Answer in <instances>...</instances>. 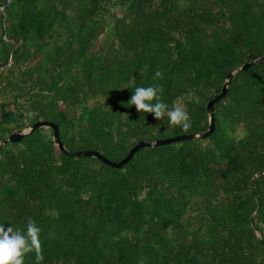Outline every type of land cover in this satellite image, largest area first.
<instances>
[{
	"label": "trees",
	"instance_id": "1",
	"mask_svg": "<svg viewBox=\"0 0 264 264\" xmlns=\"http://www.w3.org/2000/svg\"><path fill=\"white\" fill-rule=\"evenodd\" d=\"M263 55L264 0H0V141L50 121L68 150L118 161L208 129L226 76ZM141 86L162 88L191 129L128 105ZM214 115L207 137L142 147L118 168L64 153L47 126L4 144L0 224L34 221L41 264H262L264 61Z\"/></svg>",
	"mask_w": 264,
	"mask_h": 264
},
{
	"label": "clouds",
	"instance_id": "2",
	"mask_svg": "<svg viewBox=\"0 0 264 264\" xmlns=\"http://www.w3.org/2000/svg\"><path fill=\"white\" fill-rule=\"evenodd\" d=\"M162 93L163 89L157 86L136 87L128 105L135 106L138 113L152 114L155 120L167 119L169 125L188 132L192 127L190 114L175 104L170 107L163 100ZM41 231L31 220L27 223L26 231L0 224V264H25L26 254L33 252L36 264H41L44 260Z\"/></svg>",
	"mask_w": 264,
	"mask_h": 264
},
{
	"label": "water",
	"instance_id": "3",
	"mask_svg": "<svg viewBox=\"0 0 264 264\" xmlns=\"http://www.w3.org/2000/svg\"><path fill=\"white\" fill-rule=\"evenodd\" d=\"M263 61H264V55L262 57H260V58H257V59H254V60H251V61H248V62L244 63L242 66L238 67L237 69H235L234 71L230 72L226 76V80H225V82L223 84L222 90L219 93H217L207 103L206 108H207V113H208V117H209V127H208V129H206L204 131H201V132L184 133V134L171 136V137H167V138L159 139V140H155V141H140V142H138L136 145H134L131 148V150L127 153V155L125 157H123L121 160H118V161H112L110 159H107L105 156H103L97 150H77V151L68 150L64 146L62 141L60 140L58 126L55 123H52L50 121H36L28 128H25L23 130H18L16 132L12 133L8 139H4V140L0 141V148L4 144H7L9 142L20 141L26 134L32 132L36 128L47 126V127H50L53 130L54 139H55L58 147L64 153H66L68 155H71V156L86 155V156L97 157L98 159H100L103 163L107 164L108 166L118 168V167H121L123 164H125L134 155V153L137 150H139L140 148H142V147L159 146V145L175 143V142H179V141H183V140H194V139H199V138H205L208 135H210L215 129L214 106H215V104L218 101L223 99V97L226 95L227 89H228V85L231 82V80L237 74H239L240 72L244 71L245 69L253 67V66H255V65H257V64H259V63H261ZM262 173H264V170L259 171L252 178V187H253V190H254V192L256 194V198L258 200V207H257V210L254 212V214L251 217L252 220H253L254 216L257 214V211L261 207L258 195L256 193V178L259 175H261ZM258 236L260 237V233L259 232H258ZM262 264H264V260H263Z\"/></svg>",
	"mask_w": 264,
	"mask_h": 264
}]
</instances>
